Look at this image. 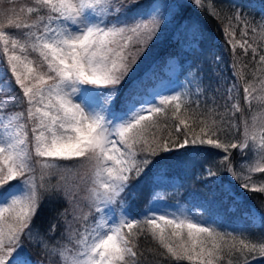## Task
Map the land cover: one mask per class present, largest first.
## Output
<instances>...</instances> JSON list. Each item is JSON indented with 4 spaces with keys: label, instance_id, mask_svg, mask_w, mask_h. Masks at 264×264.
<instances>
[{
    "label": "snow or ice",
    "instance_id": "6c2138e0",
    "mask_svg": "<svg viewBox=\"0 0 264 264\" xmlns=\"http://www.w3.org/2000/svg\"><path fill=\"white\" fill-rule=\"evenodd\" d=\"M195 3L200 5L201 0ZM26 11L36 15H17L7 21L19 34L6 32L0 22V50L22 92L21 97L7 72L0 69L4 75L0 81V264H31L21 251L22 238L57 255L61 264H141L142 237L157 244L163 250L161 256L187 264H220L226 255L228 264H233L231 257L236 254L237 264L264 258V237L253 241L244 233L221 231L186 212L152 209L139 217L113 213L111 219L106 214L129 182L153 164L152 157L188 145L221 150V162L234 179L243 181L240 186L264 193V181L252 179V173H264V123L257 133L243 120L239 143L221 139L218 133L225 129L217 124L231 121L205 119L196 111L198 103L196 108L185 107L190 101L184 92L140 96L138 81L130 86L127 98L121 99L122 113L114 114L120 84L158 31V10L143 18L121 14L116 0H33ZM227 20L225 34L233 53L237 45L244 54L251 49L252 59L258 55V63L264 65V54L248 40L236 39V27L242 26V37L248 36L249 27L253 33L257 27L250 26L239 13ZM259 28L264 32V18ZM30 52L37 55L32 57ZM233 67L237 80H241L235 62ZM243 91L247 99V81ZM20 104H26V109L7 110ZM169 105L171 118L177 122L175 133H180L183 125V135H174L168 123L154 119L163 117L167 121ZM232 111L242 110L234 103ZM189 121L198 125V133ZM162 129L169 130L160 136L157 133ZM250 141L254 160L245 164L247 175H241L230 162V150L243 153ZM208 175L216 173L209 170ZM86 183H90L87 199L99 215L95 223L84 227L75 240V252L70 254L66 248H58V242H50L34 230L32 221L45 195H60L71 202ZM55 227L53 224L49 232L54 233Z\"/></svg>",
    "mask_w": 264,
    "mask_h": 264
},
{
    "label": "trees",
    "instance_id": "16d2710c",
    "mask_svg": "<svg viewBox=\"0 0 264 264\" xmlns=\"http://www.w3.org/2000/svg\"><path fill=\"white\" fill-rule=\"evenodd\" d=\"M123 3L129 6L131 12L138 13L143 18H146L147 10L145 11V8H149L153 3L160 4L157 14L161 22L158 31L154 34V39L147 44V46L156 44V54L144 62V65L137 66V73L135 72L123 80L122 93L117 97L116 108L113 109L115 115L118 116L122 113L124 105L120 103L121 98L127 94L133 82L139 80L142 71L157 59L164 63L167 57H172L176 67L174 73L169 75L161 73L164 79L163 84L157 86L152 93L138 89L140 96L163 94L175 81L180 82L184 76L187 79L189 74H193L194 80H187L188 88L184 92L186 93L185 98L190 101L185 107L196 108L198 103L199 108L196 111L205 119L231 121V124H217L218 128L225 129L218 133L221 139H231L239 143L242 139L243 120L249 124L261 122L264 119V99H262L264 98V65L258 63V55L255 60L252 59L251 49L247 54H244L243 49L237 45L234 54L228 43L229 37L225 34V27L228 25L227 18L234 13H239L250 26L257 27V31L253 33L249 27L248 36L242 37V26H238L235 28L236 39L248 40L257 48L258 53L264 54V32L259 28L262 18H264V0H201L200 5H197L195 0H123ZM32 5L33 0H0V10H2L0 11V22L5 24L4 30L19 34V30L8 25L7 21L14 19L17 15L22 18L34 17L35 13L29 14L26 11L27 7ZM21 8L25 11L20 12ZM214 13H218V15ZM232 24L235 25L236 21H232ZM135 47H139V45H135ZM29 55L35 57L37 54L30 52ZM0 56H4L2 50H0ZM234 62L242 76L239 81L234 75ZM140 69L141 72H138ZM7 77L12 81L15 92L22 97V92L15 85L11 73H7ZM245 81L250 85V94L247 99H245L246 94L243 91ZM233 85L236 87L233 88ZM229 89H232L231 92ZM2 96L3 94H0V98ZM234 103H238L242 111L233 113L232 105ZM26 107V104H20L18 107H9L7 110L19 112ZM183 111L184 108H182ZM154 119H159L161 123H168L174 135H183L185 132L184 126L181 125V132L175 133L174 125L177 122L171 118L170 105L168 106L167 121L163 117H154ZM189 123L195 129V133H198V125L192 121ZM29 124L31 125V123ZM168 130L162 129L157 134L162 136ZM230 152V162L234 170L241 175H247L245 164H250L254 160L252 147L249 145L247 149L243 150V153L240 149H231ZM223 155L221 150L209 145H188L184 149L160 153L152 157L153 164L149 165L139 178L132 179L117 203L113 204L115 212H118V208H120L123 214L139 217L150 212L153 209V203L158 198L165 203L189 204L190 198L188 197H192L193 201L194 193L198 190L208 191V193L215 190L219 195L214 198H218V204L225 208L217 209L212 204L208 205V213L212 219L205 224H211L221 231L234 232L235 234L244 233L253 241L259 240L260 237H264V193L243 189L240 186L243 181L234 179L226 170V164L221 162ZM35 159L37 158L34 157ZM199 168L200 170H211L216 175L207 174L206 176V173H203L196 176ZM181 172L184 174L181 175ZM156 174L169 177L177 184L172 185L165 181L157 182L153 180V176ZM216 179L227 183L234 196L218 191V185H213ZM252 179L258 183L264 181V173H252ZM87 186L89 187L87 184L81 186L83 192H76L74 198L82 203L81 210L84 207L88 213L87 220L74 219L76 222L72 228L73 219L69 224L68 221L71 211L73 213L74 203L60 195L47 194L32 221L34 230L44 234L50 242H58L56 246L66 248L70 254L75 252L77 247L75 240L80 238L84 227L95 223L98 214L90 200L86 201L79 197V194H85ZM174 187L177 191L174 190ZM230 205L234 206L233 210H228ZM251 210L261 215L259 222L254 223L244 215L250 213ZM61 213L64 215L62 216ZM197 220L201 221V219ZM53 224L56 226L54 233L49 232ZM22 243H24L21 248L22 253L31 261V264H61L57 255L43 251L34 241L22 238ZM140 247L144 251L141 264H187L186 261H176L171 257L161 256L159 253L163 250L151 240L146 242L143 237L140 240ZM238 255L231 257L233 264H237ZM251 255L255 256L256 254ZM228 259L226 255L220 264H228ZM249 264H264V258L251 259Z\"/></svg>",
    "mask_w": 264,
    "mask_h": 264
},
{
    "label": "rangeland",
    "instance_id": "374dc122",
    "mask_svg": "<svg viewBox=\"0 0 264 264\" xmlns=\"http://www.w3.org/2000/svg\"><path fill=\"white\" fill-rule=\"evenodd\" d=\"M116 2L120 4L121 14H123L124 12H128L132 16L142 17L138 13L131 12L129 6L125 3H123V0H116ZM159 9H160V4L156 5L153 3L149 8H145V11L147 10L145 17L146 18L149 17L153 13L154 10H158L157 13H159ZM155 46H156V44H154V45L149 44V46L146 47V50L139 56L135 65L132 67L131 72L128 74V76L126 78H129L130 76H132L136 72L137 66H140L142 64L144 65V62H146L153 54H156L155 52L157 51V49H155ZM5 60H6V57L0 56V69L7 71V73L9 74L10 71L8 72V70H7V65L5 63ZM141 69L138 72H141ZM175 70H176V67H175L174 58L167 57L165 59L164 63L160 62L159 59L155 60L153 63H151L149 65V67L144 72L142 71V74L139 76L138 82H141L139 89L145 90L144 92H151L152 93L154 91V89L157 88V86H161L164 82V79L161 76V73L169 75V74H173ZM3 80H4V75H3V73H0V81H3ZM187 80L193 81L194 80L193 74H189V78H187V79L184 76L183 80L180 82L175 81L174 84H172L168 88V90H165L163 92V94H172L174 92H186V90L188 88V81ZM119 88L121 89V92H120V94H121L122 93V83L120 84ZM126 96H127V94L124 95V97H122L121 99H125ZM142 96H146V94L142 95ZM116 101H117V98H116ZM262 123H264V119L261 122H253V123H249L248 125H249L250 129L254 126L257 133H258L261 130L260 126ZM30 129H31V125L28 124V136L30 135L29 141H31V139H32V133H31ZM249 145H250V147H252V150H254L253 142L250 141ZM61 163H64V162H61ZM203 173H206V176H207L208 169L207 170H200V168H199L195 175L199 176ZM183 174H184V172H181V175H183ZM52 179H53V183H54L55 179H56L55 175L53 176ZM153 180H155L157 182H161V181L169 182V183H172V185L177 184L175 180H170L169 177L162 176L159 174L154 175ZM86 184L89 185V187H90V183H86ZM83 185L84 184H82L81 186H83ZM213 185L214 186L218 185V188H219L218 191H222V194L234 196V194L230 190V187L227 185V183L221 182L218 179H216V181L213 182ZM87 188H88V186H87ZM174 190L177 191L176 187H174ZM81 192H83V189L80 187L79 190L77 191V193H81ZM194 194L195 195H194L193 201L191 200L192 197H188V198H190L189 204L165 203L163 200H160L158 198V199H156L157 201H155L153 203V209H156V211H163L166 209L169 212H186V213L190 214L191 216H193V218L196 220L201 219V221L197 220L201 223H205V222L209 223V221H211L212 218L208 213V209H209L208 205L212 204L217 209H219L220 207H223V206L218 204V202H217L218 198H214L215 196H218L219 193L215 190H211L209 193H208V191L198 190V192H196ZM88 196H89V193L87 192V190H86L85 194H79V197L81 199L86 200V201L89 200V199H87ZM212 198H214V199H212ZM197 201H199V203H197ZM72 202L74 203V205L72 206L73 213L71 211V216L69 217L70 220L68 221V224L71 222V219H73L72 224H71V227L73 228L74 223L76 222L74 219L83 220V216L88 215V213H86L84 207L81 210L80 206L82 205V203L80 201L73 199ZM223 208H225V207H223ZM233 208H234V206L230 205L228 210H233ZM221 212L223 213L224 211H221ZM113 213L115 214V216H120L123 214V212L120 208H118V212L117 211L115 212L113 205H111V206H109V209L106 211V214L108 215L109 219L112 218ZM98 215L99 214L96 215V219H97ZM244 215L254 223L259 222V220L261 218V215L259 213L252 211V210L250 211V213H245ZM23 244L24 243H22V245Z\"/></svg>",
    "mask_w": 264,
    "mask_h": 264
}]
</instances>
